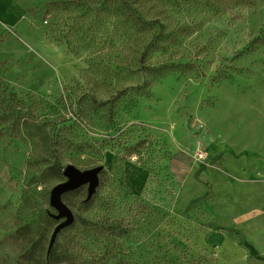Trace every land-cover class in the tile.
<instances>
[{
  "label": "rangeland",
  "instance_id": "1",
  "mask_svg": "<svg viewBox=\"0 0 264 264\" xmlns=\"http://www.w3.org/2000/svg\"><path fill=\"white\" fill-rule=\"evenodd\" d=\"M10 1L0 264H264V0Z\"/></svg>",
  "mask_w": 264,
  "mask_h": 264
},
{
  "label": "water",
  "instance_id": "2",
  "mask_svg": "<svg viewBox=\"0 0 264 264\" xmlns=\"http://www.w3.org/2000/svg\"><path fill=\"white\" fill-rule=\"evenodd\" d=\"M101 171L102 168L100 167L81 171L72 165H68L63 169V176L66 178V181L56 185L51 191L50 205L57 211V214L52 215V217L57 221H61V223L55 227L52 233L49 252L53 247L58 234L62 230L70 227L75 221L73 212L63 202V196L88 185L86 201H89L99 185V174Z\"/></svg>",
  "mask_w": 264,
  "mask_h": 264
},
{
  "label": "crops",
  "instance_id": "3",
  "mask_svg": "<svg viewBox=\"0 0 264 264\" xmlns=\"http://www.w3.org/2000/svg\"><path fill=\"white\" fill-rule=\"evenodd\" d=\"M13 13V5L10 0H0V22H7L10 20ZM263 254L262 251L259 252Z\"/></svg>",
  "mask_w": 264,
  "mask_h": 264
},
{
  "label": "trees",
  "instance_id": "4",
  "mask_svg": "<svg viewBox=\"0 0 264 264\" xmlns=\"http://www.w3.org/2000/svg\"><path fill=\"white\" fill-rule=\"evenodd\" d=\"M123 2H125L126 4H127V7L131 10V8L133 7V5H134V3L132 2V0H122ZM152 1H156V0H152ZM159 0H157V2H158ZM120 5H121V3H115V7H120ZM152 23H158V24H160V22L156 19V20H152L151 21ZM79 190V189H78ZM78 190H76V191H74V192H77ZM71 227V226H70ZM70 227H68V228H70ZM68 228H66V229H68ZM66 229H64V230H66ZM64 230H62V231H64ZM61 231V232H62ZM60 234V233H59ZM58 234V235H59ZM56 241V240H55ZM52 249V248H51ZM51 251V250H50ZM105 257L103 256V258H102V260L104 259Z\"/></svg>",
  "mask_w": 264,
  "mask_h": 264
}]
</instances>
